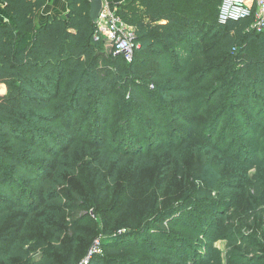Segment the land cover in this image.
I'll list each match as a JSON object with an SVG mask.
<instances>
[{
    "label": "trees",
    "instance_id": "16d2710c",
    "mask_svg": "<svg viewBox=\"0 0 264 264\" xmlns=\"http://www.w3.org/2000/svg\"><path fill=\"white\" fill-rule=\"evenodd\" d=\"M64 1L65 16L50 17L38 26L36 17L47 0H0L9 18L0 23V86L5 88L0 94V264H79L89 210L102 215L107 212L104 205L116 204L115 197L123 192L119 189L113 195L119 172L138 174L129 191L142 193L139 200H126V219L143 216L151 231L164 233L172 213L160 211L152 190L137 184L139 173L156 165L155 158L144 154L131 158L127 152L97 148L103 146V128L114 119L123 132L135 129L130 123L139 125L146 118L157 124L177 121L179 125H171L173 133L186 126L191 131L198 116L211 121L202 145V138L190 136L179 141V150L164 162L169 165L162 175L169 177L172 160L181 169L185 166L181 155L193 147L187 166L203 187L191 193L188 186L186 190L180 186L182 200L189 201L183 208L212 199L231 174L241 183L247 181L251 194L258 193L260 168L248 178L245 165H256L260 158L232 159L246 163L239 168L232 160L226 164L209 144L228 115L241 125H253L249 135L264 122V31L250 29L252 18L219 25L221 0H129L117 11L132 27L137 46L127 62L111 50V56L106 55L104 42L95 41L89 0ZM180 107L191 110V119ZM87 126L95 135L83 134ZM221 130L224 136L228 128ZM96 139L99 142H90ZM259 153L254 150V155ZM261 213L251 201L238 213L233 209L214 216L232 225L239 218L237 227L250 230ZM198 219L202 220L194 229L204 245H211L205 227L210 223L212 230L217 219ZM115 223H105V236L112 234ZM126 238L130 237H111L110 244L99 246L86 264H137L124 258L127 247L137 245V240L132 244ZM227 241L234 246L230 253L237 248V256L244 260L236 264H254L260 247L250 235L240 233L237 240L228 236ZM145 253L169 264L207 261L201 255L189 261L174 250Z\"/></svg>",
    "mask_w": 264,
    "mask_h": 264
},
{
    "label": "rangeland",
    "instance_id": "374dc122",
    "mask_svg": "<svg viewBox=\"0 0 264 264\" xmlns=\"http://www.w3.org/2000/svg\"><path fill=\"white\" fill-rule=\"evenodd\" d=\"M102 51L106 55L111 56L110 47L103 46ZM4 91L5 88L0 86V93H4ZM181 102L184 105L186 100H181ZM166 107V104L162 105V108ZM179 109L182 114H186L191 119L193 115L191 110H187L185 107H180ZM196 118L197 121L193 123L194 126L191 131H188L189 126H186L181 127L182 132L180 133H173L171 131V125L177 126L179 124L177 121L170 120L157 124L155 120L146 118L145 121L138 122L139 125L137 123H130L129 126L135 127V129L129 131L128 126V130L125 132L117 126L115 119L113 122L111 120L108 125H105L102 130L103 146L97 148L99 150L105 148L108 151L121 153L122 155L127 152L131 158L139 157L141 154L146 156L150 155L151 158H155L156 165L146 171L142 170L139 173L141 175L139 183L137 184L142 188L148 187L149 191L152 190L156 202L160 203V211L167 209L168 214H172L169 217L170 219L168 218V222L165 223L167 225L164 233L156 229L151 231V227L147 226V220L143 216L139 217L138 220L129 222L126 219V200L127 202L131 198L135 201L139 200L140 196L142 197V193L139 190L135 192L129 191L133 182L138 178V174H130L127 171L119 172L118 182L113 195L116 196V194H119V189H122L123 192L119 197H115L116 204L112 201L111 204L104 205L102 208L107 210V212L102 215L96 213L95 209L89 210L86 217L88 227L85 229L88 230V233H85L86 237L82 242L79 264H85L90 254L97 251L99 246L102 245V247H105L110 244L111 237H130L126 239L130 240L132 244L137 240V245L127 247V252L124 256V258L137 264H169L165 259H152L145 253V251H155L157 249L161 251L174 250L178 256H188L189 261L194 260L195 257L199 259L200 256L198 255L202 257L207 256V261L198 262L199 264H236L242 259L237 256L239 253L237 248H235L237 250L236 253H230V249L234 248V246L228 245L227 240L228 236L233 238V240H237L240 233L250 235L255 244L260 247L257 253L254 254L256 257L254 264H264V161L262 160L264 156L261 154L264 150V122L254 126L255 130L253 134L255 135H249L251 132L249 128H253V125L252 127L244 124L241 125V123L232 120L231 116L228 115L225 118L226 120L220 123L217 129V137L211 143H209V140L205 141V143H209L214 149L218 150L219 156H217H221L226 164L232 159L237 162V160L247 161V158H260L256 161V165H254V162H247L249 164L254 163L251 164L252 166L245 165L246 176L248 178H251L260 168V179L262 183L258 193L255 195L251 194V187L247 184V181L244 180V183H241L240 180L233 178V174H231V177L226 176L223 178L221 187L212 194V199L193 201V207L183 208L184 205L188 206V204L183 202L189 201L182 200L184 197H182V193H179L181 192L180 186L183 185V190H186V186H188L191 193L203 187L200 181L191 177L189 174V165L187 166V164L193 158V147L181 155L182 162L185 163V166L179 169L178 163H175L173 159L170 176L164 177L162 174L164 167L166 168L169 165L167 162L164 165L165 160L172 158L173 152L179 150V141H186L188 137L192 136L202 138L200 145L203 144L205 130L209 128L211 121L207 117L203 119L202 116H198ZM223 126L228 128L227 134L224 136L221 130ZM93 130L87 126L83 134L92 132L91 135H95ZM105 130H107V133ZM257 136L259 137L258 139ZM96 141L98 140L96 139L90 142L94 144ZM171 145H174L173 148H171ZM256 149L260 150V153L254 155V150ZM87 158H97V155ZM239 158H242V160ZM233 160L232 162L238 165L239 168L246 164H243V162L235 163ZM242 171L245 172V169ZM107 172L108 170L105 172L106 176H108ZM162 184H164L163 187ZM172 193H176V195L170 196ZM171 199L172 201L170 202ZM251 201L253 203L256 202L258 204V211L260 210L262 212L260 219L256 222L255 228H251L250 230L243 228L241 230L236 225L240 220L239 218L234 219V225H232L230 222L222 223V221L214 216L215 212H231L233 209L238 213L240 210L246 208ZM177 203L180 204L177 205ZM234 215L235 213H233ZM199 216H203L204 220H207L206 222L217 219L216 226L212 227V230L210 223L208 224L209 227H205L208 230L210 240L213 242L211 245H204L205 241L202 239V236L197 235L194 229L196 226L195 223H199L202 220L198 219ZM195 217H197L196 220ZM190 218L192 219L190 220ZM112 220H115L116 225L111 229L112 234L105 236L107 234H103L104 225L105 223L109 224ZM126 225H132L134 228L130 229L131 227H126ZM198 231L200 230L198 229ZM230 232L234 235L230 236ZM102 256H105V253ZM248 258L250 259V256ZM242 261L244 262V260Z\"/></svg>",
    "mask_w": 264,
    "mask_h": 264
},
{
    "label": "built area",
    "instance_id": "2783aa9c",
    "mask_svg": "<svg viewBox=\"0 0 264 264\" xmlns=\"http://www.w3.org/2000/svg\"><path fill=\"white\" fill-rule=\"evenodd\" d=\"M249 18L253 19L250 27L252 31H264V0H221L217 16L219 25ZM94 39L104 42L105 47H110L114 55L123 56L127 62L131 61L137 48L133 41V29L121 20L115 10L106 7V4L100 13Z\"/></svg>",
    "mask_w": 264,
    "mask_h": 264
},
{
    "label": "crops",
    "instance_id": "0c3cea01",
    "mask_svg": "<svg viewBox=\"0 0 264 264\" xmlns=\"http://www.w3.org/2000/svg\"><path fill=\"white\" fill-rule=\"evenodd\" d=\"M104 2L106 4V7L115 10L117 13L118 9L123 8L129 2V0H104ZM66 13L67 5L64 0H47L45 7L40 11V13L36 17V24L38 26L43 25L47 22L48 18L65 16ZM8 20L9 18L6 12L4 11V5L0 3V23L6 22Z\"/></svg>",
    "mask_w": 264,
    "mask_h": 264
},
{
    "label": "water",
    "instance_id": "95a60500",
    "mask_svg": "<svg viewBox=\"0 0 264 264\" xmlns=\"http://www.w3.org/2000/svg\"><path fill=\"white\" fill-rule=\"evenodd\" d=\"M104 0H89V19L93 25H97L100 13L104 8Z\"/></svg>",
    "mask_w": 264,
    "mask_h": 264
}]
</instances>
